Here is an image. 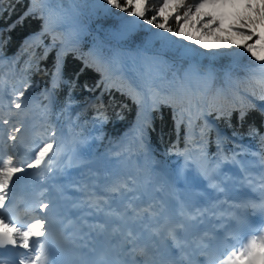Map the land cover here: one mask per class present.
Listing matches in <instances>:
<instances>
[{"label":"trees","instance_id":"1","mask_svg":"<svg viewBox=\"0 0 264 264\" xmlns=\"http://www.w3.org/2000/svg\"><path fill=\"white\" fill-rule=\"evenodd\" d=\"M248 2L255 5L257 0H238L232 13L225 0L201 11L212 12L222 21V31L216 32V25L211 27L225 40L223 32L237 31L248 17L257 19L255 9L253 16L247 14ZM162 3L156 0L148 4ZM29 8L33 15L21 22ZM45 10L64 12L77 36L75 45L62 50L61 64L56 51L62 36L53 30L43 32ZM176 13L180 20L170 18L168 26L177 31L182 25L192 40L174 35L168 38L165 33L155 37L159 29L155 24L162 18L153 24L146 22L154 11L146 12L145 20L137 17L136 29L128 31L127 13L108 5L107 0H0V71L4 70L5 78L0 93L8 97L7 108L35 100L32 118L42 121L45 135L51 132L71 138L95 165L107 156L125 154L129 171L146 183L155 176L174 177L171 153L186 143L190 156L200 162L243 159L248 167L264 169V86L260 84L264 67L247 55L205 48L203 44L212 42L203 21L196 23L192 17L184 23L183 9ZM260 24H255L256 30ZM197 39L202 43L197 44ZM188 43L200 50L187 47ZM201 51H205L203 56ZM129 54L139 58L151 55L159 75L150 89L148 118L142 131L135 128L138 93L121 74H111L113 62ZM192 73L205 77V103L196 114L193 103L202 95L191 88ZM175 141L178 146L173 151Z\"/></svg>","mask_w":264,"mask_h":264},{"label":"snow or ice","instance_id":"2","mask_svg":"<svg viewBox=\"0 0 264 264\" xmlns=\"http://www.w3.org/2000/svg\"><path fill=\"white\" fill-rule=\"evenodd\" d=\"M216 3L217 0H199L198 3H184V0H178V2L163 0V3L157 6L155 4L149 5L146 0H123V3H121V0H107V4L113 8L120 9L122 12L127 13L128 16L139 17L141 20L146 19V12L154 11L155 14L150 19H146L147 24H153L160 17L162 22L156 23L155 27L187 40H192L193 37L183 31L182 25H178L180 30L177 31H173L172 27L168 26L171 13L178 9H183L184 23H188L192 17H195L196 23L203 21V29L206 30V34H211L212 25H216V32L222 31L220 27L222 21L217 19L212 12H203L201 10L206 6L215 7ZM245 7L249 11L255 9L257 19L248 17L245 24H242L237 29L236 35L240 37L239 46L244 49V52L239 54H251L250 58L259 61V66L264 67V34L258 33L255 29L257 22L264 23V0H257L255 5L252 2H248ZM30 15H33L32 8H29L24 13L20 21L23 22L24 18ZM173 19L179 21L180 16L177 14ZM241 19L244 18L242 17ZM45 24H47V21H45ZM245 27H247L248 31L241 30ZM44 31H47V27H45ZM253 37H256L255 41L248 43L247 41L252 40ZM229 39L231 43H227L226 46L231 47L232 43H237L231 37ZM195 42L197 44L202 43L199 39ZM203 46L205 48L214 47L209 44H203ZM260 84L264 86V77H261ZM20 96H24L23 91L20 92ZM21 106L20 103L15 104L17 109L21 108ZM243 117L244 113L241 112V119ZM4 123H8V121H4ZM15 131L19 132L20 129L16 128ZM53 136H55V133H53ZM9 138L13 141L17 139L15 135H11ZM53 148V143H44L39 147L38 151L34 152L32 161L27 163L26 166H21L19 162L14 160L13 155H8L5 158L0 154V249H4L9 245L13 248L19 246L28 249V253L25 254L29 256L27 264H50L51 249L48 245L50 232L47 223L44 218L36 217L34 222L20 224L18 221L6 217L5 212L11 206V194L22 178L20 174L25 173L28 169L40 168ZM117 190L113 189V191ZM40 207L41 209H47L49 205L42 204ZM245 207L264 214V201L249 203ZM143 211L148 212L149 210L145 208ZM136 215H139V212ZM109 223V221H105L99 225L101 234L109 231ZM183 229L184 225L178 224L168 230L166 239L169 243L166 248L165 258L162 260H156L149 246L139 243L140 235L129 230L119 243L103 247L89 264H191L186 250V241L181 235ZM154 234L158 235V233ZM119 235L120 228L118 225L111 228V236L113 238ZM249 236L250 238H248ZM29 241H32V243L30 244ZM92 251L95 252L96 250L93 249ZM0 264H3V262L0 261ZM20 264H25V261H20ZM221 264H264V232L257 229L245 234L244 242L238 243L233 250L226 253L225 257L222 258Z\"/></svg>","mask_w":264,"mask_h":264},{"label":"rangeland","instance_id":"3","mask_svg":"<svg viewBox=\"0 0 264 264\" xmlns=\"http://www.w3.org/2000/svg\"><path fill=\"white\" fill-rule=\"evenodd\" d=\"M151 1H156V0H147V3ZM226 8L227 10L232 13L237 7H238V0H225ZM176 11H173L169 17L173 18L176 15ZM247 14L253 16L254 11H249L247 9ZM132 24H135V26L132 27ZM137 25V20L135 16H127L126 18V28L128 30H134ZM241 25L237 26V28H240ZM244 30L248 31L247 27L243 28ZM241 29V30H243ZM258 32H263L264 31V23H261L257 30ZM237 31H232V32H223L226 36V39L224 40L222 37H220L218 34L216 35L215 33L209 34V37L211 38L212 45L214 47L213 50L215 53H225V52H231L233 55H240L239 53L244 52V49L239 46V40L240 37L236 35ZM166 34V37L171 38L172 33L167 32L164 29H158L155 32V36H159L160 34ZM231 37L232 40H236L237 43H232L231 47L226 46L227 43H231V40L229 39ZM256 37H253L252 40L247 41L248 43H253L255 41ZM188 47H194V49L200 50L198 46H195L194 44H187ZM218 45V47H216ZM205 51H201V56ZM247 56L250 57L251 54H246ZM254 61L255 59L252 58ZM259 63V61H256ZM113 69H116V65L113 66ZM196 76V75H195ZM198 76H196L197 78ZM5 82L4 78V70L0 71V86L3 85ZM3 99V97H0ZM34 101L29 102L28 104L21 106V108L17 109L16 107L10 110L11 114L9 117H6V115L1 116L0 121L3 120L2 125H1V130H4L8 125L11 123L14 125L16 128H21L24 126H32L35 130H38L39 127L41 126V123H39L36 120H32L31 116H28L27 111H26V106L29 108H32L34 106ZM195 112V107L193 109V113ZM6 117V118H5ZM4 121H8V123H4ZM17 139L14 141V145ZM44 143H53L54 145H57L61 147V151L64 152L65 154L69 155V161L67 163V169L66 173L73 175V174H80L79 177L73 176L71 179V182L76 186L75 188L79 190L80 194H89L93 195L95 191L97 190L98 182H97V172H98V167L99 166H94L91 163H89L88 159L85 158V156L80 152L78 146L75 144L74 141H71V138H65L62 135H55L53 136L52 133L48 134V137L43 138V140H38L34 144L36 146L35 151H38L39 147L42 146ZM15 149V146H13ZM186 150L181 149L180 153H184ZM117 158V157H116ZM191 156L183 157V160L181 163L178 164L177 170L178 172L181 171L182 169H185L188 165L193 164L194 167H196V160H191ZM30 161H27L26 163H29ZM239 175L243 176V174L247 171L250 172L254 175H257L259 178L260 184H263V187L261 189L264 190V171L263 170H257L256 172H251L250 170H247L246 164L244 160H235L232 163L229 164ZM198 175L202 177L205 172V175H210L212 172V167L208 171H204V166L205 163L198 164ZM252 170V169H251ZM79 178V179H77ZM84 179V184L82 185L81 183L82 180ZM169 182V183H168ZM158 181L154 182L152 186H149L147 189L142 191L139 189V195L138 198H149L151 193L154 191V189L157 187L158 188V194H162V192H167L169 191L170 193L172 192L173 188L177 187V184L174 181ZM127 183V182H126ZM122 183L125 187L133 189H138V187H145L144 183L140 182L137 178L132 177V180H129V182Z\"/></svg>","mask_w":264,"mask_h":264},{"label":"bare ground","instance_id":"4","mask_svg":"<svg viewBox=\"0 0 264 264\" xmlns=\"http://www.w3.org/2000/svg\"><path fill=\"white\" fill-rule=\"evenodd\" d=\"M133 26H135V24H132V27ZM153 74H154V72L152 70V73H149L150 77H152ZM190 85H191L192 90L196 94L198 92V89L205 88V80H201L198 77L196 78V76L191 75L190 76ZM204 103H201L200 101H198V102L195 101L193 103V109L195 107V112H194L195 114L200 110L201 106L202 107L204 106ZM11 114H13V113H11ZM1 116L2 115H0V118H2ZM3 120L4 119H2V121H1V125H2ZM1 125H0V134L3 135V136L8 134V136L6 138L2 137L1 146H0V152L2 150L5 151L4 148L10 147V145L12 143H14V141L9 138L11 135H15V136L18 135L17 132L15 131L16 127H14V125L12 123L10 125H8V127H6L4 130H1ZM26 129H27L26 130L27 131V137H28V140H30L29 142L31 144L34 141V139H35L36 130L32 126H28ZM7 138H9V139H7ZM4 157L5 158L7 157V152H5ZM73 176L79 177L80 174L68 175L64 185H68L69 184V185H71L72 189L76 190L74 188L76 186L73 185V183L71 182V179H70ZM77 179H79V178H77ZM82 182L83 183H81V184L83 185L84 184V179L82 180ZM261 188H262V185H260L259 187L255 188L254 191H258ZM138 190L139 189H136L135 197L140 196L139 195V191L140 190L139 191ZM108 195H109L108 186L107 185L106 186H102V187H99V190L96 191L93 195L83 194V195L78 196L77 205H79V207H82L84 205L85 207L92 208V207H94L96 205H99V204H102L103 202H105V200H106ZM151 196H153V197H149L148 199L147 198H139L137 200V201H141V203L143 204V207H142L141 211H143L145 208H147L149 210V212H150L151 205L158 206L159 205V201H161L160 198L163 199L164 196H167V193L163 192L162 194H158V188L156 187L154 189V191L151 193ZM144 214H146V213H144ZM144 214L142 212H140L139 213V217L144 219L145 218ZM29 243L31 244L30 241H29ZM22 254L23 255L25 254L24 250H22Z\"/></svg>","mask_w":264,"mask_h":264}]
</instances>
